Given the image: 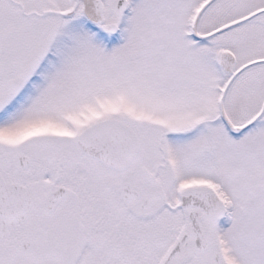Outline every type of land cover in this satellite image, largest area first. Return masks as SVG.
Here are the masks:
<instances>
[{
	"label": "snow or ice",
	"instance_id": "1",
	"mask_svg": "<svg viewBox=\"0 0 264 264\" xmlns=\"http://www.w3.org/2000/svg\"><path fill=\"white\" fill-rule=\"evenodd\" d=\"M0 264H264V0H0Z\"/></svg>",
	"mask_w": 264,
	"mask_h": 264
}]
</instances>
